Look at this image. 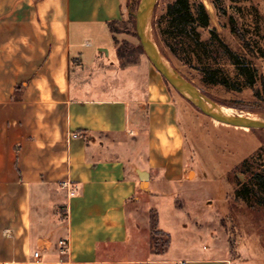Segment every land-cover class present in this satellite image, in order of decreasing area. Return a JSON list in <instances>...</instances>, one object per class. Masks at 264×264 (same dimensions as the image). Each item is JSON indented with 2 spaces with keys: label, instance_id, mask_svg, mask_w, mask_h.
<instances>
[{
  "label": "crops",
  "instance_id": "obj_1",
  "mask_svg": "<svg viewBox=\"0 0 264 264\" xmlns=\"http://www.w3.org/2000/svg\"><path fill=\"white\" fill-rule=\"evenodd\" d=\"M122 14L123 0H0V264L56 260L64 237L67 264H246L211 231V247L154 251L142 201L186 179L182 139L150 62L121 63ZM86 62L116 81L86 88ZM116 136L145 137L149 190Z\"/></svg>",
  "mask_w": 264,
  "mask_h": 264
},
{
  "label": "rangeland",
  "instance_id": "obj_2",
  "mask_svg": "<svg viewBox=\"0 0 264 264\" xmlns=\"http://www.w3.org/2000/svg\"><path fill=\"white\" fill-rule=\"evenodd\" d=\"M170 1L172 0H156L158 7L155 10L156 4L154 5L153 20L156 15L163 12ZM191 2L205 4L212 26L217 28L221 37L236 53L243 54L246 50L238 35L230 29L228 17L222 13V8L236 18L240 28L244 21L250 23L251 34L256 32L258 23L261 33L252 34V39L258 40L264 47V0H191ZM139 3L140 0H123L122 17L114 23L115 36L119 40L117 46L123 47L124 41L134 46L131 57L126 55L124 59H120L124 65L131 64V62L126 63L131 58L135 59V63H140L142 60L145 64L150 62L144 53L136 28L135 13ZM218 6L221 7L220 10ZM153 20L154 37L160 46L162 41L156 34ZM243 32L248 37L251 36L245 29ZM159 53L167 63L192 81L202 92L232 113L244 117L264 118V99L257 97L251 88L246 87L236 91L221 85H208L202 81V73L198 69L177 58L169 50V58L162 52ZM112 57L114 58V53ZM254 63L264 76V57L255 59ZM150 66L162 80L166 98L174 105L173 114L178 124L179 137L182 139L180 155L185 163L186 174L184 181L171 183L168 189L143 197V207L156 209L159 228L170 235V245L165 251H168V254H187L194 248L211 247V236L207 234L211 231L214 238L227 240L234 256L241 252L246 264H264V208H250L234 199L235 180L232 173L236 165L259 148L264 141V129L233 126L215 120L167 84L151 62ZM225 66L234 68L229 62ZM74 71H78V66H73L72 75ZM83 73V85L88 89L114 83L117 77L114 72L108 76L98 69H90L88 62L85 63ZM126 77L131 80L129 72ZM102 91L104 90H100ZM94 94L98 95V92ZM115 139L126 146L124 149H118L122 157L132 162L133 168L144 170L138 163L144 164L146 158L145 137L141 143L138 138L116 136ZM143 187L149 190L147 186L143 185ZM175 209L177 211L173 213ZM150 212L152 218L154 212ZM187 217L192 225L191 228L182 227V221ZM166 240V235L152 236L153 248L156 247V242L157 249L163 248Z\"/></svg>",
  "mask_w": 264,
  "mask_h": 264
},
{
  "label": "trees",
  "instance_id": "obj_3",
  "mask_svg": "<svg viewBox=\"0 0 264 264\" xmlns=\"http://www.w3.org/2000/svg\"><path fill=\"white\" fill-rule=\"evenodd\" d=\"M157 7L156 3L155 10ZM220 8L218 6V10ZM239 9L242 11L241 8ZM222 13L228 17L229 27L241 39L246 53H236L221 37L217 28L212 26L205 4L203 2L193 4L191 0H172L166 4L160 15L154 17L153 27L162 41L158 47L167 58H169V50L177 58L198 69L202 73V81L208 85H221L236 91L249 87L257 97L264 99V76L254 63L255 59L264 57V47L258 40L252 39L253 35L261 33L260 25L257 23L256 32H252V35L249 32L250 23L244 21L240 28L236 18L225 8H222ZM242 15L245 17L243 12ZM116 21L112 20L109 24L114 40L119 44L115 36ZM243 29L251 36L248 37ZM123 47L118 46L119 58L124 59L126 55L131 57L134 46L124 41ZM129 62L136 61L131 58L126 63ZM227 62L234 68L225 66ZM165 82L169 84L166 79ZM232 173L235 180L234 199L250 208H264V141L255 152L236 165ZM151 211L154 212L151 218L152 236L156 237L160 234L167 236L163 248L157 249L156 242L154 251L160 253L168 247L170 235L158 228L157 212L153 209Z\"/></svg>",
  "mask_w": 264,
  "mask_h": 264
},
{
  "label": "water",
  "instance_id": "obj_4",
  "mask_svg": "<svg viewBox=\"0 0 264 264\" xmlns=\"http://www.w3.org/2000/svg\"><path fill=\"white\" fill-rule=\"evenodd\" d=\"M151 1L152 0H140L135 17L140 43L143 47L144 53L153 66L162 74L169 84L179 92L180 95L187 98L199 110L215 120L233 126L264 129V118H245L240 115L226 113L221 109L220 104L216 100L202 92L192 81L179 73L169 63L167 64L159 58L158 52L160 49L154 37L152 28L153 10L150 12L148 8ZM142 20L144 22L143 25ZM137 172L142 184L146 187L150 179L149 172L145 170H137Z\"/></svg>",
  "mask_w": 264,
  "mask_h": 264
},
{
  "label": "built area",
  "instance_id": "obj_5",
  "mask_svg": "<svg viewBox=\"0 0 264 264\" xmlns=\"http://www.w3.org/2000/svg\"><path fill=\"white\" fill-rule=\"evenodd\" d=\"M76 136V134H74ZM73 192L75 189L72 188ZM57 253L59 258L56 260H47L43 258L40 249H37L33 252L32 259L30 260L31 264H67L68 259L65 258L69 255V239L68 237L60 238L57 242ZM181 264H186L185 261H182Z\"/></svg>",
  "mask_w": 264,
  "mask_h": 264
},
{
  "label": "bare ground",
  "instance_id": "obj_6",
  "mask_svg": "<svg viewBox=\"0 0 264 264\" xmlns=\"http://www.w3.org/2000/svg\"><path fill=\"white\" fill-rule=\"evenodd\" d=\"M154 4H155V0H152V1L150 2V4H149V7H148L150 12L153 10ZM143 24H144V22H143V20H142V25H143ZM158 55H159V58H160L163 62L167 63V61H166V60L160 55L159 52H158ZM167 64H168V63H167ZM220 107H221V109H222L223 111H225L226 113H228V114H234V113H232L231 111H229L228 109H226L225 106L220 105ZM236 115H238V114H236ZM240 116H242V115H240ZM242 117H244V116H242ZM245 118H253V117H245Z\"/></svg>",
  "mask_w": 264,
  "mask_h": 264
}]
</instances>
